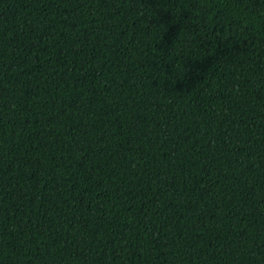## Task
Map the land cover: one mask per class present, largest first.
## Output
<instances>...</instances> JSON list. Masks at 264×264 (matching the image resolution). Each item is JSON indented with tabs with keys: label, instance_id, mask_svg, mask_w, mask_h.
Wrapping results in <instances>:
<instances>
[{
	"label": "trees",
	"instance_id": "1",
	"mask_svg": "<svg viewBox=\"0 0 264 264\" xmlns=\"http://www.w3.org/2000/svg\"><path fill=\"white\" fill-rule=\"evenodd\" d=\"M0 264H264V0H0Z\"/></svg>",
	"mask_w": 264,
	"mask_h": 264
}]
</instances>
